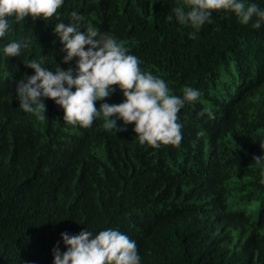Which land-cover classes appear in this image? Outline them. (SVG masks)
Returning a JSON list of instances; mask_svg holds the SVG:
<instances>
[{
  "label": "trees",
  "instance_id": "trees-1",
  "mask_svg": "<svg viewBox=\"0 0 264 264\" xmlns=\"http://www.w3.org/2000/svg\"><path fill=\"white\" fill-rule=\"evenodd\" d=\"M177 6L184 0H65L58 19L9 18L0 38V264H52L53 247L65 250L61 233L84 228L127 234L141 264H264V184L252 160L264 153V27L219 10L193 39L171 12ZM73 10L172 94L200 90L178 113L179 147L142 145L134 125L110 131L102 118L69 125L49 98L43 120L18 107L16 82L33 74L31 59L75 68L62 62L54 32ZM11 40L29 47L9 58L2 49ZM123 99L119 90L105 98ZM203 109L212 118H198Z\"/></svg>",
  "mask_w": 264,
  "mask_h": 264
},
{
  "label": "clouds",
  "instance_id": "clouds-1",
  "mask_svg": "<svg viewBox=\"0 0 264 264\" xmlns=\"http://www.w3.org/2000/svg\"><path fill=\"white\" fill-rule=\"evenodd\" d=\"M65 0H0V38L10 30L9 18L16 22L31 17L48 20L59 18L57 10ZM184 7L171 9L180 25H188L195 31V38L202 26L212 22L213 13L226 10L234 13L241 25L259 30L264 27V9L252 0H184ZM71 21L54 25V32L62 45V62L75 60V68L48 69L37 59H31L27 67L33 74L16 82L15 99L18 107L32 113L37 119L45 118L49 98L64 110L67 124L91 127L93 121L102 118L107 130L133 131L140 144L153 148L162 145L179 147L183 138V123L178 113L186 104L199 100L201 92L191 86L183 88V95L172 94L165 79L140 68V60L118 42L110 33H98L95 28L82 27L83 16L73 10ZM83 29V31H82ZM29 47L28 40H11L2 52L9 58L19 57L22 49ZM116 86L115 88L113 86ZM119 90L120 103H108L105 98ZM101 101L99 108L94 104ZM213 113L203 109L197 117ZM123 124L121 125L120 122ZM264 149V139L259 141ZM252 160L260 170L259 183L264 184V153L253 155ZM65 250L59 244L52 249V264H141L136 241L114 228L98 232L87 228L78 234L61 233ZM28 264V262H25Z\"/></svg>",
  "mask_w": 264,
  "mask_h": 264
},
{
  "label": "rangeland",
  "instance_id": "rangeland-1",
  "mask_svg": "<svg viewBox=\"0 0 264 264\" xmlns=\"http://www.w3.org/2000/svg\"><path fill=\"white\" fill-rule=\"evenodd\" d=\"M118 123L122 124V121H120V122H118Z\"/></svg>",
  "mask_w": 264,
  "mask_h": 264
}]
</instances>
